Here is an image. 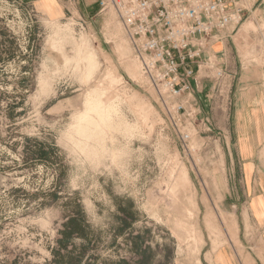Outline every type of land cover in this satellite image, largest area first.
Wrapping results in <instances>:
<instances>
[{
    "label": "rangeland",
    "instance_id": "rangeland-1",
    "mask_svg": "<svg viewBox=\"0 0 264 264\" xmlns=\"http://www.w3.org/2000/svg\"><path fill=\"white\" fill-rule=\"evenodd\" d=\"M229 78L206 72L190 153L113 10L0 0V264H263L222 205Z\"/></svg>",
    "mask_w": 264,
    "mask_h": 264
},
{
    "label": "built area",
    "instance_id": "built-area-1",
    "mask_svg": "<svg viewBox=\"0 0 264 264\" xmlns=\"http://www.w3.org/2000/svg\"><path fill=\"white\" fill-rule=\"evenodd\" d=\"M128 33L142 72L162 100L165 115L191 153L188 121L199 114L195 99L206 72L224 80L214 42L226 39L245 20L241 0H101Z\"/></svg>",
    "mask_w": 264,
    "mask_h": 264
},
{
    "label": "crops",
    "instance_id": "crops-1",
    "mask_svg": "<svg viewBox=\"0 0 264 264\" xmlns=\"http://www.w3.org/2000/svg\"><path fill=\"white\" fill-rule=\"evenodd\" d=\"M26 1L54 19L71 15L94 24L103 12L101 0ZM241 3L244 22L232 36L218 42V61L230 73L233 94L227 119L218 115L225 156V172L219 177L221 186L226 187L222 205L230 203V210L243 227L251 226L264 257V33L244 29L251 22H264V0ZM252 249L257 255L259 247Z\"/></svg>",
    "mask_w": 264,
    "mask_h": 264
},
{
    "label": "bare ground",
    "instance_id": "bare-ground-1",
    "mask_svg": "<svg viewBox=\"0 0 264 264\" xmlns=\"http://www.w3.org/2000/svg\"><path fill=\"white\" fill-rule=\"evenodd\" d=\"M95 57V56H94ZM95 60H96V58H95ZM112 108V107H111Z\"/></svg>",
    "mask_w": 264,
    "mask_h": 264
}]
</instances>
